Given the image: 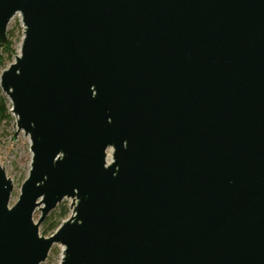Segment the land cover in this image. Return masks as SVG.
Segmentation results:
<instances>
[{"label": "water", "instance_id": "95a60500", "mask_svg": "<svg viewBox=\"0 0 264 264\" xmlns=\"http://www.w3.org/2000/svg\"><path fill=\"white\" fill-rule=\"evenodd\" d=\"M17 15L0 264H264V0H0V46Z\"/></svg>", "mask_w": 264, "mask_h": 264}, {"label": "rangeland", "instance_id": "374dc122", "mask_svg": "<svg viewBox=\"0 0 264 264\" xmlns=\"http://www.w3.org/2000/svg\"><path fill=\"white\" fill-rule=\"evenodd\" d=\"M24 29L22 18L17 15L8 25L7 43H11L13 53L4 51V46H0V76L11 64L15 63V58L20 54ZM15 124V125H14ZM17 131L16 117L12 113V103L0 87V167L4 168L5 174L14 185L10 206L15 205L21 194L22 185L29 177L32 163V153L30 151V139L22 132L16 138ZM111 151H108V162H110ZM72 200H64L57 208L49 214L46 219L60 215L64 210L67 216L62 223L73 216L71 209ZM41 217V212L36 211L34 221L37 222ZM44 226L40 228L41 237L49 238L54 233L43 234ZM63 258V247L54 245L48 259L43 264H61Z\"/></svg>", "mask_w": 264, "mask_h": 264}, {"label": "trees", "instance_id": "16d2710c", "mask_svg": "<svg viewBox=\"0 0 264 264\" xmlns=\"http://www.w3.org/2000/svg\"><path fill=\"white\" fill-rule=\"evenodd\" d=\"M3 49L5 52L12 55L13 50L11 43H7V45ZM66 216H67V212L64 210L60 215L56 217L52 216L49 219H46L45 222L43 223L44 226L43 234L46 235L50 232L55 233L57 229L61 226L62 220L65 219Z\"/></svg>", "mask_w": 264, "mask_h": 264}, {"label": "bare ground", "instance_id": "6f19581e", "mask_svg": "<svg viewBox=\"0 0 264 264\" xmlns=\"http://www.w3.org/2000/svg\"><path fill=\"white\" fill-rule=\"evenodd\" d=\"M20 52H21V45H20ZM20 55V54H19Z\"/></svg>", "mask_w": 264, "mask_h": 264}]
</instances>
